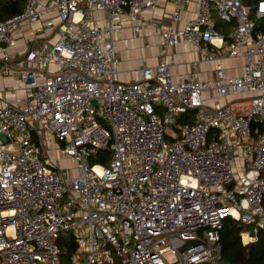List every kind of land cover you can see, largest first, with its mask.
Here are the masks:
<instances>
[{"label":"built area","instance_id":"1","mask_svg":"<svg viewBox=\"0 0 264 264\" xmlns=\"http://www.w3.org/2000/svg\"><path fill=\"white\" fill-rule=\"evenodd\" d=\"M22 1L21 13L0 19V74L25 94L0 104V264H220L227 219L247 227L244 245L256 241L264 30L255 26L264 0ZM161 1L173 5L169 24L157 25L162 55L183 43L198 58L179 79L164 59L121 82L113 35L124 18L139 32ZM95 12L104 26L94 25ZM216 20L231 28L219 31ZM210 64L212 75L200 78ZM47 141L75 175L55 166ZM105 149L107 163H93ZM65 234L76 251L62 260Z\"/></svg>","mask_w":264,"mask_h":264},{"label":"crops","instance_id":"2","mask_svg":"<svg viewBox=\"0 0 264 264\" xmlns=\"http://www.w3.org/2000/svg\"><path fill=\"white\" fill-rule=\"evenodd\" d=\"M172 9L173 5L170 2L165 3L161 1L153 12H145L144 15L148 22L144 23L139 32H135L132 29V23L127 18H124L121 29L113 35V46L116 52V56L119 59V79L121 82H129L138 79L140 77V71L143 68L155 67L160 61L164 59H166V61H169L170 74L174 79H179L188 75L189 63L192 60L198 58L199 51L197 49L193 48L190 45L181 43L172 47L165 57L161 53L157 25L159 23L169 24V16L172 12ZM194 9L195 3H192L191 7L188 10L184 11L182 16L186 18L193 13ZM93 23L96 26H104L106 23V17L104 13L95 12L93 14ZM25 27L15 33V38L20 46L22 45V38L25 34ZM38 34L39 37H44L45 39H47V36H44L45 34H47L45 30H40ZM187 46H190L193 50L197 51V56L194 58L190 57V59H187L189 61H187L186 63H171V55H177L179 53V49L187 48ZM3 53L4 47L0 46V58ZM179 54L188 56L192 53L190 51H182ZM227 62L226 65H228ZM239 64L241 65L240 62H235L233 65ZM2 66V60L0 59V68ZM213 67V64L201 65L199 67V77L203 79L209 78L212 75ZM201 69L203 71V75L201 74ZM17 83L18 81L16 78H13L11 76H3L2 74H0V104L4 102H18L21 104L24 102L25 94L22 90H19L18 92L12 91L13 87H15ZM53 159H55V166L57 168H59L61 162L66 161H63V159L65 158L61 157V159H58L56 156H53Z\"/></svg>","mask_w":264,"mask_h":264},{"label":"trees","instance_id":"3","mask_svg":"<svg viewBox=\"0 0 264 264\" xmlns=\"http://www.w3.org/2000/svg\"><path fill=\"white\" fill-rule=\"evenodd\" d=\"M258 0H247V3L255 4ZM24 3L22 0H0V19H7L21 13ZM216 29L227 31L231 28L230 24L216 20ZM256 29L264 30V19L256 24ZM187 119V117H186ZM253 128L261 132L263 125L256 119L252 121ZM255 135V133H254ZM109 160V150H100L97 155L91 159L93 163H107ZM247 229L233 219L224 221L220 230L221 257L229 264H264V230H259L257 240L244 245L241 241V233ZM62 260H65L68 253L76 251V245L73 242L71 234L62 235L59 240Z\"/></svg>","mask_w":264,"mask_h":264},{"label":"rangeland","instance_id":"4","mask_svg":"<svg viewBox=\"0 0 264 264\" xmlns=\"http://www.w3.org/2000/svg\"><path fill=\"white\" fill-rule=\"evenodd\" d=\"M182 51H186V52H189L190 51L192 54H189L188 56H183L184 54L183 55L179 54ZM178 52L179 53L177 55H175V56L171 55V59H172L171 60L172 61L171 63H177V64L178 63H186L187 61H189L187 59H190V57L191 58L196 57L197 56V53H198L197 51L193 50L190 46L189 47L187 46V48L179 49ZM167 62L169 63L168 60H167ZM235 62L236 61H229V62H227V64L228 65H233ZM202 73H203V71L201 69V74ZM230 73H238V70L231 71ZM248 105H249V102H246V106H247L246 111H248ZM56 145H58L57 142H56ZM44 150H45L46 154L49 157H52V158H53V156H56L58 159H61V157L64 156L63 153L61 152V149H60L59 145H58V148L55 150V153H54V151H52L53 150V146L48 141L45 142ZM64 160H66V161L65 162H61L62 163V164L60 163L61 166L58 164L59 165V168L61 170H63L62 172L65 175H69V176L75 175V167H76L75 165L76 164L72 160L63 159V161ZM165 258L170 259L171 257L169 256V254H166L165 255ZM63 263H65V262H63Z\"/></svg>","mask_w":264,"mask_h":264},{"label":"water","instance_id":"5","mask_svg":"<svg viewBox=\"0 0 264 264\" xmlns=\"http://www.w3.org/2000/svg\"><path fill=\"white\" fill-rule=\"evenodd\" d=\"M220 264H229V263H228L227 261H225V260L222 259V260L220 261Z\"/></svg>","mask_w":264,"mask_h":264}]
</instances>
